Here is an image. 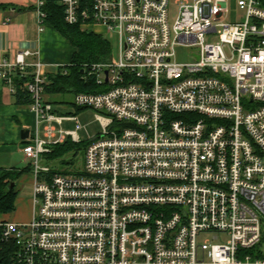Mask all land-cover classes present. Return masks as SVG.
Listing matches in <instances>:
<instances>
[{"label": "built area", "instance_id": "1", "mask_svg": "<svg viewBox=\"0 0 264 264\" xmlns=\"http://www.w3.org/2000/svg\"><path fill=\"white\" fill-rule=\"evenodd\" d=\"M228 1L182 0L170 24L169 0H59L67 24L118 41L117 61L82 71L103 91L73 95L101 127L77 174L41 163L81 139L46 97L39 53L0 61L10 94L30 76L35 116L21 149L32 218L0 222L11 264H264V0H233L243 19L223 23Z\"/></svg>", "mask_w": 264, "mask_h": 264}, {"label": "crops", "instance_id": "2", "mask_svg": "<svg viewBox=\"0 0 264 264\" xmlns=\"http://www.w3.org/2000/svg\"><path fill=\"white\" fill-rule=\"evenodd\" d=\"M0 4L9 6L0 10V61L12 60L15 53L30 50L39 53V60L46 66L48 75L70 64L76 49L51 26L44 25L43 30L39 31L34 0H0ZM33 60L28 59L29 62ZM46 97L54 111L60 114L50 99L51 95L46 94ZM69 105L72 106V103ZM34 129V114L28 106L16 105L8 88L0 80V168L20 173L14 182V191L17 193L15 212L12 215H0V222L27 224L31 221L32 192L30 197H21L18 188L20 184L27 183L33 186V176L21 152L24 144L21 132L28 131L30 134Z\"/></svg>", "mask_w": 264, "mask_h": 264}, {"label": "trees", "instance_id": "3", "mask_svg": "<svg viewBox=\"0 0 264 264\" xmlns=\"http://www.w3.org/2000/svg\"><path fill=\"white\" fill-rule=\"evenodd\" d=\"M8 7V5L0 4V10H5ZM42 11L45 14L44 25L51 26L76 49L68 66L60 70L56 75H48L45 93L48 95L68 93L74 95L77 93H98L103 91L102 87L95 84L94 78L89 77L84 80L82 71L84 65L104 63L112 58L110 44L106 37L93 32L82 31L78 25L67 24L64 21V11L63 7L59 5V0H44ZM29 77L28 75H14L15 92L11 95L18 106L30 105V98L25 88ZM75 109L77 111L81 108ZM85 146L86 143H74L67 139L64 143L53 146L46 158L59 159L71 151H84ZM19 175L20 173L0 168V215L12 214L15 211L14 202L17 193L14 191V185L12 188H10V185L14 184ZM256 250H258V254L254 257L264 258L259 248ZM0 264H11L6 255L5 245L1 241Z\"/></svg>", "mask_w": 264, "mask_h": 264}, {"label": "rangeland", "instance_id": "4", "mask_svg": "<svg viewBox=\"0 0 264 264\" xmlns=\"http://www.w3.org/2000/svg\"><path fill=\"white\" fill-rule=\"evenodd\" d=\"M182 0H169V11H168V19L169 23L172 24L176 18L178 2ZM228 4V13L225 14L222 18L223 23H234L239 22L243 19V13L236 7L235 1L229 0ZM107 41L110 44L111 56L114 61L118 59V41L117 36L112 33H108L105 35ZM69 43V42H68ZM70 44V43H69ZM71 46V45H70ZM193 56L196 57L195 50ZM178 60L184 61L186 58H182L180 51H177ZM184 57V55H183ZM50 99L55 103V107L58 112L61 114H74L77 117L78 124L80 126V130L78 131V136L81 139V143H86L94 136L101 132V127L99 122L96 120V113L92 110L88 109H80L77 110L75 107L69 105L72 103L73 95L68 93L65 95L55 96L59 94H50ZM58 97V98H56ZM61 103V104H60ZM42 126H40V129ZM75 128V124L72 122H64L61 127L56 126L57 131L59 130H73ZM41 163L43 165H47L52 168L53 171L63 173V174H77L82 171L83 162H84V152L83 150L71 151L65 154L63 157L59 159H47L45 157L41 158ZM31 171V170H30ZM32 174V172H31ZM18 193L21 197L31 196V192L33 190L32 183L20 184L18 188ZM15 212V211H14ZM13 212V213H14ZM12 213V214H13ZM11 214V215H12ZM10 216V215H9ZM262 237L263 241L261 243V249L264 251V224L262 225ZM209 238L208 235H202L199 237V242H202Z\"/></svg>", "mask_w": 264, "mask_h": 264}, {"label": "water", "instance_id": "5", "mask_svg": "<svg viewBox=\"0 0 264 264\" xmlns=\"http://www.w3.org/2000/svg\"><path fill=\"white\" fill-rule=\"evenodd\" d=\"M106 74V73H105ZM27 136H28V131H23V132H21V137H22V139H26L27 138ZM13 183L10 185V188H12L13 187Z\"/></svg>", "mask_w": 264, "mask_h": 264}]
</instances>
